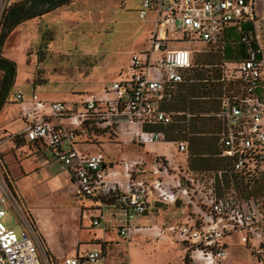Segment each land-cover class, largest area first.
<instances>
[{
    "label": "built area",
    "instance_id": "2783aa9c",
    "mask_svg": "<svg viewBox=\"0 0 264 264\" xmlns=\"http://www.w3.org/2000/svg\"><path fill=\"white\" fill-rule=\"evenodd\" d=\"M20 1L0 0V21ZM137 1L139 18L152 14L147 46L130 55L109 86L86 95L79 105L46 102L33 92L10 89L7 101L17 106L18 134L68 170L74 196L91 200L84 207L89 226L101 224L103 209L114 207L118 234L128 238L146 229L130 221L154 201L179 208V219L147 229L158 236L173 234L183 249L182 264H221L234 234L238 243L259 253L264 249V12H256L257 0ZM229 30L239 35L241 57L225 54ZM198 53L209 60L194 61ZM201 66L217 71L216 108L199 113L214 121L207 132L213 148L193 155L190 165L187 140H167L155 126L189 116L165 106L183 84L198 81L192 71ZM110 133L129 135L143 146L165 144L170 151L155 154L145 166L142 159L113 162L100 151L78 148ZM1 164L0 264H52L16 204ZM7 210L14 213L18 232L1 221ZM103 258L101 248L92 247L63 257L61 264H103Z\"/></svg>",
    "mask_w": 264,
    "mask_h": 264
},
{
    "label": "rangeland",
    "instance_id": "374dc122",
    "mask_svg": "<svg viewBox=\"0 0 264 264\" xmlns=\"http://www.w3.org/2000/svg\"><path fill=\"white\" fill-rule=\"evenodd\" d=\"M138 8L137 0H71L13 24L0 45V56L14 63L10 89L33 92L46 102L79 105L86 95L109 86L120 69L127 65L130 55L147 46L152 14L148 12L141 19ZM255 10L264 12V0L255 2ZM207 58L205 53L193 56L196 62ZM193 116L200 118L201 115ZM207 122L205 131H212L214 121ZM20 125L17 106L5 101L0 108V162L6 172L5 181L16 204L27 218H32L39 236L45 239L55 256L100 247L104 264H182L183 249L174 235L165 232L164 236H158L147 229L160 228L179 219V208L151 201L146 215L135 216L130 221L131 226L135 224L146 229L132 231L128 238L122 237L118 234L120 221L117 217L105 229L104 240L94 239V233L101 236L102 224L89 226L87 217H77V220L75 211L79 208L82 212L83 205H91V200L74 196L68 170L48 153L38 154L26 143L18 134ZM198 136L206 144L212 141L207 132ZM190 137L193 134L188 133L177 139L188 142ZM17 138L24 144L17 146ZM92 140L96 144L79 143L78 148L100 151L113 162L142 159L146 166L155 154L170 151L165 144L140 145L129 135L110 133ZM201 162L194 161V165H202ZM1 221L18 232L19 225L11 210L6 211ZM237 237L238 234H234L227 239V255L221 264H264V249L256 253L250 246L238 243ZM61 259L52 258L51 263L61 264Z\"/></svg>",
    "mask_w": 264,
    "mask_h": 264
},
{
    "label": "trees",
    "instance_id": "16d2710c",
    "mask_svg": "<svg viewBox=\"0 0 264 264\" xmlns=\"http://www.w3.org/2000/svg\"><path fill=\"white\" fill-rule=\"evenodd\" d=\"M70 1L71 0H22L20 2L14 3L3 14V17L1 19L0 45L3 41V37L5 33L8 31V29L13 24L23 19L29 18V17L41 15L44 12L52 10L60 5L67 4ZM25 3H27L30 6L31 10L28 13L23 14V15L17 14V11L19 10V8ZM39 7H42V9L39 11H35ZM13 18H15L16 21L10 27H8L5 31H3L4 25ZM228 36H229L228 41L230 43H228L225 48L226 56L228 57L230 52H237L239 48L242 49V53H243V46L238 40L239 35L235 31L229 30ZM235 45H238V47L234 48ZM207 60L209 59L207 58L205 61L201 63H204ZM0 71L2 74L0 77V108H1L3 104L5 103V101L8 102L7 94L9 92L10 85H11L10 77L14 74L13 61L0 56ZM192 74L196 79H198V81L188 83V84H183L181 86L180 91L175 95L173 101L168 103L165 106L167 110L183 111V112L189 113V116L186 118L184 114H181L176 117V119L178 120L176 123H172V124L165 125V126H162V125L155 126L156 129L164 131L165 138L167 140H174L180 137H185V135L188 133L193 134V137L188 138V153H189L190 165H193L191 163V158L193 155L201 154L204 152H211L213 148L212 141L209 144H206V142H202L201 138L196 134V133H201V132H208V131H205L208 129L207 120H210L212 118L208 115L198 116L200 118H195V116L193 115L194 114L199 115V113H208L209 111L215 109L216 101L213 97L219 93L218 92L219 86L217 85L216 82L213 81L217 76L216 70H211V69L204 68L201 66L199 68H194L192 71ZM8 103H11V102H8ZM86 135H88L87 132H86ZM86 135L84 133L80 134L81 137H84ZM25 142L29 143L35 149L34 144L26 140ZM15 143L17 146H21L24 144V142H22L20 138L15 139ZM93 144H96V143H93ZM35 151L38 152V154L42 153L40 150L35 149ZM107 160H111V159H107ZM4 172L5 171L2 169V173L6 180V175L4 174ZM157 204H160V203H157ZM161 205H165V204H161ZM29 219L32 225L34 226L33 220L30 216H29ZM45 251H46V254L49 260L52 262L53 257L51 256L50 252L46 248H45ZM183 262H184L183 264H186L184 260Z\"/></svg>",
    "mask_w": 264,
    "mask_h": 264
},
{
    "label": "crops",
    "instance_id": "0c3cea01",
    "mask_svg": "<svg viewBox=\"0 0 264 264\" xmlns=\"http://www.w3.org/2000/svg\"><path fill=\"white\" fill-rule=\"evenodd\" d=\"M241 56H243V53H242V49L241 48H239L238 50H237V52H230V54L228 55V57L229 58H238V57H241ZM69 179H70V177H69ZM70 182H71V180H70ZM84 207H89L90 205H83ZM76 208V207H75ZM107 208V207H106ZM108 208H112V210L111 211H105L104 210V221L101 223L102 224V226L104 227H102V233H100L101 234V236H96L95 235V233H94V230H92V232L94 233V234H92V236H94L95 238L94 239H102V240H104V238H105V232H106V230L109 228V223H111V221H114L115 220V218H117L118 217V213H119V211H118V209H116V208H114V207H108ZM113 208H114V210H113ZM116 210V211H115ZM75 211H76V218L77 217H79L80 219H81V217H83V216H86V214H85V210H84V208H83V210H82V212L80 211V209L79 208H76L75 209ZM144 215H146V213L144 214ZM77 220H78V218H77ZM88 223H89V221H88ZM135 225V224H134ZM90 228V227H89ZM106 229V230H105ZM170 234V233H169ZM89 237V236H88ZM87 237V238H88ZM44 238H42V243H43V245H44V247L50 252V254H51V256L53 257V258H63V257H65V256H72L73 254H76V253H79L76 249V253L74 252L73 254H70V255H67V254H62V255H59V257H57V256H55L54 255V253L52 252V250L49 248V246H48V244L45 242V239L43 240ZM91 248V247H90ZM90 248H87V249H90ZM87 249H85V250H87ZM182 263V262H181ZM103 264H104V258H103Z\"/></svg>",
    "mask_w": 264,
    "mask_h": 264
},
{
    "label": "flooded vegetation",
    "instance_id": "af4514ba",
    "mask_svg": "<svg viewBox=\"0 0 264 264\" xmlns=\"http://www.w3.org/2000/svg\"><path fill=\"white\" fill-rule=\"evenodd\" d=\"M30 10H31L30 6L27 3H25L19 8V10L17 11V14L23 15V14L28 13Z\"/></svg>",
    "mask_w": 264,
    "mask_h": 264
},
{
    "label": "water",
    "instance_id": "95a60500",
    "mask_svg": "<svg viewBox=\"0 0 264 264\" xmlns=\"http://www.w3.org/2000/svg\"><path fill=\"white\" fill-rule=\"evenodd\" d=\"M41 9H42V7H39V8H37L35 11H39V10H41ZM15 21H16L15 18L9 20V21L4 25L3 31H5L8 27H10Z\"/></svg>",
    "mask_w": 264,
    "mask_h": 264
}]
</instances>
